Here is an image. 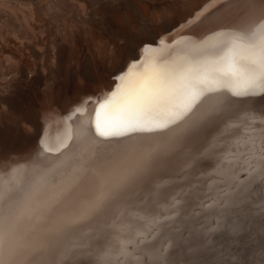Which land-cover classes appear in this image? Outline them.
Here are the masks:
<instances>
[{"label": "rangeland", "instance_id": "rangeland-1", "mask_svg": "<svg viewBox=\"0 0 264 264\" xmlns=\"http://www.w3.org/2000/svg\"><path fill=\"white\" fill-rule=\"evenodd\" d=\"M0 5V26H5L4 33L12 35L18 31L19 41L22 38L21 41L31 45L28 44L24 53L9 46L0 54V68L5 72L0 71L3 75V82H0V165L5 159L15 163L23 161V173L31 178L20 183L12 181L9 189L13 190L29 189L37 175L45 170L48 158L50 168L87 143L80 138L62 137L47 142L41 139L38 144L40 138H35L38 126L33 124L37 121L28 122V114L34 109L32 113H39V120L44 112L60 114L68 107L67 116L74 115L77 106L86 98L89 102L95 101L97 109L120 86L121 76L134 79L145 65L182 55L188 41L200 44L209 40L227 19L242 11L238 5L229 6L227 0H0ZM258 12L259 8L251 11L256 15ZM13 19L18 27L10 24L14 23ZM23 56L28 66L22 63ZM13 85L18 86L17 89L9 87ZM246 99L225 93L219 102L223 111L217 115L223 126L206 141L192 161H182L184 154L189 152V141L182 143L165 157L164 162L178 158L181 159L178 166L155 172L144 180L155 183L151 191V188L146 189L140 195L129 197L140 186L133 184L118 199L107 204L113 206V202L125 197L116 212L95 217L93 221L102 222L104 228L113 225V244L107 247L112 249L110 264H134L137 260L140 264H157L143 255L141 249L158 240L154 252L159 256L162 251L163 254L167 251L165 242L169 234L178 237L204 232L209 236L223 232L216 227V216L227 209L228 203L239 201L247 190L251 194L257 190L263 192L264 108L259 106L247 111L241 106ZM49 101L51 108H46ZM210 103H216L215 98ZM22 134L31 137L22 138ZM135 135L159 137L161 133ZM126 138L97 139V143L119 147ZM32 141L35 152L28 145ZM64 144L67 148L56 152ZM45 145L53 151H44ZM241 190L243 195L238 199L236 193ZM247 211L248 215H255V230L264 225V204L259 212L252 207ZM236 213L240 212L234 211ZM104 220H110V223ZM203 224L208 226L201 228ZM99 229L101 227H86L77 237L69 234L67 238H72L73 243L61 245L62 249L67 250L73 244L87 245ZM118 236L122 239L120 242ZM246 244L255 251L252 254L254 262L248 264H264V257L261 258L264 255V229L260 236L251 233ZM53 249L56 251L59 246ZM180 249L181 254L176 257L193 253L195 246L184 243ZM171 252L175 253L174 249ZM83 253L85 250L82 249L67 251L49 264H57L58 260L59 264H78L76 257ZM71 254H76L74 259L68 257Z\"/></svg>", "mask_w": 264, "mask_h": 264}, {"label": "snow or ice", "instance_id": "snow-or-ice-1", "mask_svg": "<svg viewBox=\"0 0 264 264\" xmlns=\"http://www.w3.org/2000/svg\"><path fill=\"white\" fill-rule=\"evenodd\" d=\"M119 82L98 106L93 137L84 147L48 168L29 189L0 191V264H43L45 255L70 233L210 127L223 111L219 102L225 93L264 95V10L258 20L216 32L200 44L188 41L182 55L145 65L134 79L121 76ZM213 98L216 103H210ZM143 133L161 135L139 136L119 147L97 143ZM62 148L67 145L56 152ZM45 151L53 149L45 146ZM242 195L243 190L236 193L238 199ZM81 249L93 264L110 259L107 252L87 245L73 244L67 251ZM157 264H164L163 251Z\"/></svg>", "mask_w": 264, "mask_h": 264}, {"label": "bare ground", "instance_id": "bare-ground-1", "mask_svg": "<svg viewBox=\"0 0 264 264\" xmlns=\"http://www.w3.org/2000/svg\"><path fill=\"white\" fill-rule=\"evenodd\" d=\"M9 2L12 3L11 1H9ZM54 2H56V1H54ZM39 3L40 2H38V4ZM227 4H229V6L238 5L242 11L239 14L234 15L233 17L227 19L226 22H224L223 26L220 29H218L216 32L238 29V28L242 27L243 25H245L246 23H249L250 21L258 20L260 15H261V11L264 10V0H254V1H252V0H227ZM10 5L14 6L12 4H10ZM32 5L35 6V4H33V3H32ZM0 7H1V5H0ZM25 8H27V7H25ZM255 8H259V12L257 15H256V13H251V11ZM28 21L26 23H28ZM32 21H33V19H32ZM13 22H14L13 24L11 22H10V24L12 25V27H16L17 25H16V22L14 21V19H13ZM17 24H18V22H17ZM4 27L0 26V37H1L0 38V54L2 55V53H4L7 50V47H9V46H11V48H15L17 50H20V51H22V53H24V51H26V48L30 45V43L26 42V41L24 42L23 40L21 41L22 38L19 41L20 36L19 37L17 36L18 31L16 32V34L12 33V35L9 34V32L5 34L4 30H3ZM7 29L9 31V28H7ZM19 31H21V30H19ZM28 51H29V49H28ZM24 57L25 56H23L21 59L22 63H25L24 66H26V65L28 66L29 64H28V62H26V60H24ZM3 70H1V68H0V71H3ZM143 71L144 70H141V72L140 71L139 72L142 73ZM10 72H11V70H10ZM1 73L2 72H0V78L2 79L3 75H1ZM138 73H136V74H138ZM134 77H135V75H134ZM0 82L2 83L3 79ZM37 82H38V80H37ZM66 86L68 87V85H65V87ZM9 87L17 89L18 86L16 87L15 85H13V86H9ZM62 91H64V90H62ZM66 91L69 92L68 89H66ZM56 93H57V91H56ZM62 95H63V93H62ZM68 97H70V96H68ZM47 98H49V97H47ZM57 98L59 99V97H57ZM246 98H248V99H246V101H243L241 106L244 109H246L247 111L248 110L253 111L259 106H261L260 108H264V95H257V96L251 97V98L250 97H246ZM66 99H68V98H66ZM44 101H46V100H44ZM49 103H48L49 105L45 104V106L47 105L46 108H48V106L51 108L50 105L52 103L50 101H49ZM40 105H41V103H40ZM94 106H95V101L89 102L88 98H86L81 103V105L77 106L78 111H76V113L74 115L71 114V116H67L68 109L70 108V107H68V109L66 108L67 110H65V111L63 110V112H61L60 114L58 113V114H52V115L49 114L48 115L47 112H44V114L41 113V114H43V116L41 115L42 117L40 118V120H39V117H40L39 113L38 114L32 113L35 110L34 109L32 112L30 111L31 112L30 114H28V122H29V120H31L32 122L37 121L36 123H33V124H36L38 126V130H36V136H35V138H40V139H38V144H40L39 140H41V139H43L44 142L45 141L47 142L50 139L62 138V137H65V138L68 137V138H73V139H79L80 138L81 140H86L88 142L89 141L88 138L93 137V119H94V116H95V113L97 110L96 107H94ZM42 107H44V106L42 105ZM30 110H32V109H30ZM41 110L43 111L44 109L41 108ZM46 111H49V110L47 109ZM26 120H27V117H26ZM26 120H25V122H26ZM32 122H30V123L32 124ZM222 126H223L222 121H219V118L216 117L214 120V123L210 127L203 129L198 135H196L192 140L189 141V147H188L189 152L184 154V159L182 161H188V162L192 161L194 159L193 157H195V155H197L203 149V147L206 144V141L209 138H212L215 135V133L221 129ZM28 136L31 137L28 134L27 135L22 134V138H27ZM137 137H139V136L134 135L132 139L126 138L124 140L123 145L135 143ZM32 138H34V137H32ZM33 144L34 143L32 141L28 145H30V149H32L33 152H35L36 147ZM45 146H47V145H45ZM45 146L43 148L44 151H45ZM15 154H16V151L13 154L14 157H15ZM24 155L26 156V154H24ZM44 155H46V153H44ZM17 156H18V154H17ZM176 159H178V158H176ZM176 159L166 162L162 166V168H160L157 172H164L167 170H171L172 166H173V168L178 166L177 163L181 162V159H178V161L175 162ZM6 160L7 159L3 160L1 162V165H0V191L9 189V186H10L12 181H15V182L18 181V183H20V182H24L26 179H31L28 175L23 173L24 172L22 170L23 161H18V162L16 161L17 163H15V161L12 162V161H6ZM49 164H50V162H49V158H48V160H46V164H45V168H44L45 170H42V173H44L47 170V168H49ZM40 175H41V173H39L37 175V177L34 179L35 182L37 181V179ZM262 180L264 182V177L262 178ZM154 184H155L154 182L148 181V180L138 183L137 185H140L139 186L140 188L138 187V190H136L134 193L130 194L129 197L140 195L144 190L150 189ZM141 185H143V186H141ZM11 190H13V188ZM151 190H152V188L150 189V191ZM124 199H125V197L123 199H121L120 201L117 200L116 202H113L112 203L113 206H109L110 205L109 204L98 215H100V217H102L103 215H105L109 211H110L109 214L116 212V209L117 210L119 209V207L122 204V202L124 201ZM262 204H264V190H263V192L257 190L254 194H251L247 190L245 192L244 196L239 201H237L235 203H228L227 209L225 211L220 212L216 216V219L218 220L216 227H219L220 229H222L223 232H216L213 235H209V236H207L208 234L204 233V232H200V233L195 232L192 236L180 235L178 237H175L172 234H169L168 238L166 239V242H165V243H167V248H166L167 251L164 254V264H171V262H173V261H177L176 264H248V263L254 262L253 261L254 258H252V254L255 251H253V249L248 248V246L246 244L247 237L251 233L254 236H260L262 234L263 229H264V225H261L260 227H258L255 230V227L253 225L255 215H248L247 212L249 210L247 211V209H248V207H252L253 210H258L257 212H259L261 210ZM239 207H240V209L236 210ZM234 211H238L240 213L234 214ZM121 215L122 214L119 215V218L121 217ZM263 217H264V215H263ZM106 221H108V222H106ZM103 222L110 223V220H104ZM112 226H110L109 228H104V224H102V222L92 221L89 224L85 225L84 227L70 233V236H73V237L76 236L77 237V235L84 232L86 227H101V229H99L97 231V235L94 238H90L87 241V246H89V248L96 247L101 252H107L108 254H110V251L112 249L108 250L107 247H110L111 243L113 244V240H114V234L111 232ZM207 226H208V224H203L201 226V228H205ZM78 239H80V238H78ZM66 240H67V243H66ZM121 240L122 239L120 238V236H118V241L120 242ZM155 242L156 243L148 245V248L141 249L142 254L143 255L146 254L147 255L146 257H149V259H151V262H153V261L157 262V257H158L157 254L154 252L156 245L158 243V240ZM71 243H73V239L70 238L68 240V238L66 237L64 242L61 245H63V244L70 245ZM184 243L193 244L195 246V251L193 253H190V254L181 255L180 257H176L175 255L181 254L180 248L182 247V245ZM61 245L59 246L58 250L55 251V249H52L45 255L43 264L53 263L57 259L61 258L62 255L67 253V250L62 249ZM171 249H174L175 253H172ZM75 256H76V254L75 255L71 254L68 257H71L74 259ZM263 257H264V255L261 258H263ZM175 259H177V260H175ZM259 260L260 259H258V261ZM76 261L78 264L93 263L92 258L90 256H88L86 253H83L81 256H79V254H78V256L76 257ZM107 264H110V260H108ZM134 264H140V261L137 260L134 262Z\"/></svg>", "mask_w": 264, "mask_h": 264}]
</instances>
